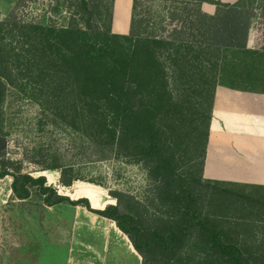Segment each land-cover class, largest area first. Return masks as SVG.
Returning <instances> with one entry per match:
<instances>
[{
	"label": "trees",
	"instance_id": "1",
	"mask_svg": "<svg viewBox=\"0 0 264 264\" xmlns=\"http://www.w3.org/2000/svg\"><path fill=\"white\" fill-rule=\"evenodd\" d=\"M67 1L72 13L66 25L7 17L0 22V30L17 38V56L25 61L35 84L42 85L41 92L48 100L68 106L69 119L74 125L83 122V133L94 146L117 145L119 155L137 157L150 165L161 202L171 201L174 206L173 221L146 231L132 211L121 209L124 194L120 191L109 190L117 203L95 209L87 198L74 200L60 194L46 176H34L23 170L21 162L7 157L4 102L12 80L4 63L3 46L0 179L12 178L11 192L19 200L29 199L32 189L38 188L47 206L82 205L111 219L142 257L141 264H148V250L170 260L176 258L196 230L205 238L204 256L195 260L196 264H256L245 261L238 244L225 240L222 228L207 222L197 206V196H193L200 185L213 186L205 180L203 169L219 66L225 53L236 52L254 59L264 56L260 50L246 47L251 25L248 5L253 0L234 4L188 0L194 3L193 8L173 14L176 18L184 17V22L168 36L149 34L134 14L128 34L113 32L114 0ZM204 2L216 5L214 14L201 9ZM32 93L38 94L36 90ZM78 104L82 106L81 112L77 110ZM200 139L204 144L199 173L183 177L178 172L176 154L184 143ZM46 157L47 154L43 161L36 162L41 165L39 171H58L62 187L75 181L101 185L80 176L72 165L50 162Z\"/></svg>",
	"mask_w": 264,
	"mask_h": 264
},
{
	"label": "rangeland",
	"instance_id": "2",
	"mask_svg": "<svg viewBox=\"0 0 264 264\" xmlns=\"http://www.w3.org/2000/svg\"><path fill=\"white\" fill-rule=\"evenodd\" d=\"M193 4L188 0H134L133 14L149 34L168 36L184 22V17L176 18L173 14H183ZM248 6L251 23L255 21L260 32L258 50L264 54V0H253ZM71 13L67 0H15L9 11L0 10V22L15 17L22 22L63 26ZM16 40L8 31L0 30V46L5 47L2 55L12 80L4 102L7 157L21 162L24 171L44 175L48 183L49 179L54 183L58 171H39L41 165L36 163L47 154L46 160L72 165L83 178L100 183L107 195L109 190L123 193L121 209L132 211L146 231L170 224L174 206L171 201L161 202L150 165L137 157L119 155L117 145L94 146L83 133V122L74 125L69 119L68 106L48 100L41 92L42 85L35 84L25 61L17 56ZM224 57L219 66V82L264 90V56L254 59L228 52ZM35 86L32 92L36 90V95L31 92ZM77 110L82 111L81 104ZM203 144V139L188 141L177 152L178 172L183 177L198 175ZM205 180L213 186L200 185L193 196H197V206L207 222L222 228L225 240L243 249L245 261L264 264V186ZM11 181L10 176L0 179V264H66L69 207L45 205L38 188L32 189L29 199L19 200L10 191ZM53 186L59 192L62 185L58 181ZM67 190L71 191L72 185L60 188L61 192ZM204 249L205 238L196 230L186 239L183 251L172 260L148 250V264H196L195 260L204 256ZM141 260L139 255V264Z\"/></svg>",
	"mask_w": 264,
	"mask_h": 264
},
{
	"label": "crops",
	"instance_id": "3",
	"mask_svg": "<svg viewBox=\"0 0 264 264\" xmlns=\"http://www.w3.org/2000/svg\"><path fill=\"white\" fill-rule=\"evenodd\" d=\"M214 1L234 4L239 0ZM14 4L15 0H0V10L9 11ZM133 6L134 0H114L113 32L129 33ZM201 9L214 14L216 5L204 2ZM246 47L251 50L260 47V32L255 27V21L250 25ZM203 176L221 182L264 186V90L219 82L213 103ZM59 177L58 172L57 182L49 184H58ZM75 186L76 181L68 192H61L60 188L64 187L60 186L59 192L64 195L72 193L76 190ZM104 192L106 202L100 207L93 206L83 194L76 198L67 195L74 200L85 197L92 208L104 209L116 201L107 195L105 189ZM59 205L69 207L66 264H139V253L114 221L82 205Z\"/></svg>",
	"mask_w": 264,
	"mask_h": 264
},
{
	"label": "bare ground",
	"instance_id": "4",
	"mask_svg": "<svg viewBox=\"0 0 264 264\" xmlns=\"http://www.w3.org/2000/svg\"><path fill=\"white\" fill-rule=\"evenodd\" d=\"M42 174H45V172H42ZM49 181L53 183L51 179H49ZM76 182H78V184L75 187L76 190L72 191V193H67L71 198H76L80 194H83L91 200L92 205L95 207H100L104 204V202H106L107 196L105 195L104 189L102 187L91 183H89L91 185L84 186L83 184L79 183L82 181H76Z\"/></svg>",
	"mask_w": 264,
	"mask_h": 264
}]
</instances>
